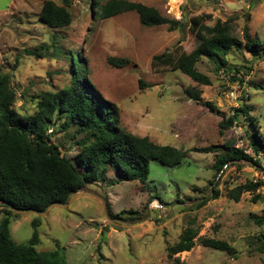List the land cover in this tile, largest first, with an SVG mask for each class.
<instances>
[{
    "label": "rangeland",
    "instance_id": "1",
    "mask_svg": "<svg viewBox=\"0 0 264 264\" xmlns=\"http://www.w3.org/2000/svg\"><path fill=\"white\" fill-rule=\"evenodd\" d=\"M46 1L64 6L62 0H0V69L10 75L18 97L16 110L31 115L41 94L67 86L69 56L76 53L89 83L116 106L121 128L186 151V157L177 167L152 161L144 184L112 186L117 175L110 169L105 183L86 185L105 200L107 211L99 197L86 192L43 213L14 211L10 238L28 245L31 223L37 219L36 251L59 250L65 264H264V223L252 220L264 214V156L256 155L249 144L251 130L264 137V53L252 57L243 47L234 48L219 68L201 59L196 69L209 78V86L198 85L178 70L150 67L155 55L193 50L188 23L199 15L210 16L205 22L209 26L237 17L231 22L234 35L241 40L246 26L249 35L264 44V0L251 9L249 0H126L181 21L175 30L169 25L144 27L135 12L94 18L91 4L100 7L107 0H68L70 24L51 29L39 20ZM35 49L40 58L26 55ZM190 94L199 95L201 102ZM55 119L48 133L53 131V143L73 160L79 139H72L75 128L59 132L63 116ZM228 119L233 122L226 127ZM227 149L241 150L252 161H231L218 173L215 155ZM250 183L260 186L243 192L238 202L229 198L232 189ZM215 192L218 196L212 199ZM121 211L136 214L132 220L127 219L130 215L113 217ZM189 223L198 237L224 241L234 254L196 243L189 252L168 258L166 243L175 244Z\"/></svg>",
    "mask_w": 264,
    "mask_h": 264
},
{
    "label": "trees",
    "instance_id": "2",
    "mask_svg": "<svg viewBox=\"0 0 264 264\" xmlns=\"http://www.w3.org/2000/svg\"><path fill=\"white\" fill-rule=\"evenodd\" d=\"M62 1L63 7L51 1L43 3L39 20L48 28L70 24L71 16L65 7L69 2ZM260 1L249 0V8ZM91 5V14L102 20L135 12L140 25L144 27L169 25V30H175L181 25V21L165 18L156 9L141 3L107 0L100 7L96 2ZM95 8L97 12L93 10ZM236 19L229 17L225 22L216 20L209 26L205 24L210 20L208 15L191 18L188 31L194 38L193 50L184 53L174 49L155 55L151 58L150 67L156 71L178 70L198 85L209 86V78L196 69L201 59L217 63L219 68L226 65V56L234 48L243 47L252 57L264 53V44L252 38L246 26L242 30L241 40L234 35L231 22ZM181 20L184 21L183 16ZM37 51L29 50L26 55L40 58ZM69 64L72 67L69 84L56 92L41 94L31 115H22L16 110L18 97L11 87L10 75L0 69V264H65L59 250L36 251L35 246L39 241L36 228L40 225L37 219L31 223L34 231L28 245H18L10 238L14 211L43 213L52 205H64L71 193L84 186L105 183L110 169H115L117 175V179L110 182L112 186L121 182L144 184L152 161L177 167L186 157V151L157 145L147 137L135 136L121 128L116 106L103 99L89 83L76 53L70 54ZM188 96L201 102L199 95ZM204 104L212 109L210 103ZM241 110L250 120L247 108L243 106ZM58 115L63 116L59 132L65 133L75 128L72 139L79 138L74 142L78 152L73 160L62 155L57 144L53 143V131L48 133L49 126L54 124ZM232 122L233 119H228L226 127ZM249 144L256 155L264 156V137L258 131L251 130ZM209 150L212 149L205 152ZM239 160L252 161L241 150L227 149L221 155H215L213 168L219 173L229 162ZM259 186L260 183L238 186L228 196L238 202L243 192ZM217 196L215 192L212 199ZM206 202L205 199L199 205ZM135 214L133 211H121L113 217ZM127 219L132 220L133 217ZM252 220L262 225L264 214L252 216ZM192 224L189 223L183 230L175 244L166 243L168 258L189 252L196 243L204 248L234 254V249L224 241L198 237V231L192 228Z\"/></svg>",
    "mask_w": 264,
    "mask_h": 264
},
{
    "label": "water",
    "instance_id": "3",
    "mask_svg": "<svg viewBox=\"0 0 264 264\" xmlns=\"http://www.w3.org/2000/svg\"><path fill=\"white\" fill-rule=\"evenodd\" d=\"M78 192H86V193H90V194H92V195H95V196L99 197V198L104 202V204H105V200H104L103 198H101V196H99V195H97L96 193H94V192H92V191L86 189L85 186H84L83 188L79 189L78 191L71 193V194L68 196V198H69L71 195H73V194H75V193H78ZM105 210L107 211L106 204H105ZM106 213H107V212H106ZM107 217H108V216H107ZM142 220H143V219H139V220L134 221V222H128V224H130V225H131V224H136V223H138V222H140V221H142Z\"/></svg>",
    "mask_w": 264,
    "mask_h": 264
}]
</instances>
